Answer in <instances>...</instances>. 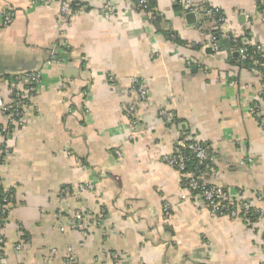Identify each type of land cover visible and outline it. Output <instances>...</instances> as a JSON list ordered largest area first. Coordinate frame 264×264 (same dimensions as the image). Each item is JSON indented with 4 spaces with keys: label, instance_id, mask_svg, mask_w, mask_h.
I'll return each mask as SVG.
<instances>
[{
    "label": "crops",
    "instance_id": "crops-1",
    "mask_svg": "<svg viewBox=\"0 0 264 264\" xmlns=\"http://www.w3.org/2000/svg\"><path fill=\"white\" fill-rule=\"evenodd\" d=\"M203 1L227 17L218 54L177 0H156L157 22L132 0H77L67 21L61 0H0L17 14L0 25V97L9 98L6 78L40 75L0 167L14 194L0 264H264L262 224L183 201L180 175L164 162L190 136L210 147L206 184L264 207V116L250 112L264 108L262 82L232 60L227 38L264 49V0Z\"/></svg>",
    "mask_w": 264,
    "mask_h": 264
},
{
    "label": "built area",
    "instance_id": "built-area-1",
    "mask_svg": "<svg viewBox=\"0 0 264 264\" xmlns=\"http://www.w3.org/2000/svg\"><path fill=\"white\" fill-rule=\"evenodd\" d=\"M136 10L144 11L151 17L152 22L162 17L156 7H153L155 0H132ZM177 6L181 8V13L186 16L194 14L196 16V25L208 34V52L218 54L221 51L219 40L221 38L220 28L227 22L225 13L219 9L209 6L203 0H177ZM77 0H61V19L67 21L69 17L78 12ZM16 12L13 9L0 10V25L6 27L16 18ZM235 45L230 53L238 56L242 61H249V71L261 80V94L264 95V49L260 45H251L234 36H227ZM65 46V44H64ZM192 67V63L188 64ZM194 67V66H193ZM196 67V65H195ZM8 85V100L0 97V114L4 117V122L0 125V137L2 145L0 147V167L4 158L11 155V149L7 142L13 132L24 125L23 111L34 99L40 83L38 72H30L6 78ZM234 85V84H232ZM140 99L147 96L146 87L137 82L136 89ZM136 106L131 104L127 107L126 115L131 123V128L136 129L135 120ZM250 112L254 116H264V108L260 102H255L250 107ZM160 116L168 124L175 122V114L167 110H161ZM164 162L171 168L177 170L180 175V188L183 192L181 199L183 201L202 200L208 205L211 214L214 217H229L232 219H243L250 226L262 224L264 230V207L252 205L245 199L244 191H237L232 194L224 188L217 185H208L205 183V175L214 171L213 159L210 156V147L202 142L186 136L175 146L174 151L164 157ZM3 180L0 176V188L3 187ZM92 185H80L78 191L83 192L93 190ZM2 199L0 206V261L4 258L5 237L3 230L7 223V217L13 202V196L8 195V190ZM72 189L64 188L62 198L65 200L71 195ZM257 200L264 204V196L261 192L256 193ZM169 209L167 206L166 210ZM77 224L75 227L83 230L81 219L76 214ZM79 219V220H78ZM74 227V228H75ZM21 246L17 250H21ZM47 264V263H46ZM66 264H75L74 258H66Z\"/></svg>",
    "mask_w": 264,
    "mask_h": 264
},
{
    "label": "trees",
    "instance_id": "trees-1",
    "mask_svg": "<svg viewBox=\"0 0 264 264\" xmlns=\"http://www.w3.org/2000/svg\"><path fill=\"white\" fill-rule=\"evenodd\" d=\"M153 7H156V0L153 2ZM262 8H264L263 6H262ZM178 10H181V8L178 6ZM159 19V18H158ZM158 19L156 20V21H154V22H157L158 21ZM241 40V39H240ZM230 42H231V40H230ZM231 46H232V48L233 47H235V45L231 42ZM233 57H232V60L233 61H237V62H239L240 64H242V65H244L248 70H249V64H250V62L249 61H242L238 56H234V55H232ZM4 160V159H3ZM2 163H3V161H2ZM1 163V164H2ZM5 193H6V191H5V189H4V186L3 187H1L0 188V206L2 205V199H3V197H4V195H5ZM12 195L13 196V199H14V194H13V192H11V191H9L8 190V195ZM13 203V202H12ZM4 254V253H3Z\"/></svg>",
    "mask_w": 264,
    "mask_h": 264
},
{
    "label": "water",
    "instance_id": "water-1",
    "mask_svg": "<svg viewBox=\"0 0 264 264\" xmlns=\"http://www.w3.org/2000/svg\"><path fill=\"white\" fill-rule=\"evenodd\" d=\"M186 18L192 21V24H196V16L194 14L186 15Z\"/></svg>",
    "mask_w": 264,
    "mask_h": 264
}]
</instances>
